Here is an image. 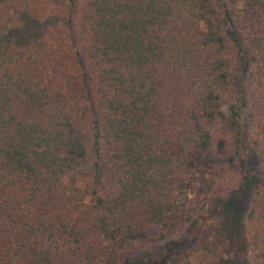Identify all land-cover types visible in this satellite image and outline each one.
<instances>
[{
    "label": "trees",
    "instance_id": "trees-1",
    "mask_svg": "<svg viewBox=\"0 0 264 264\" xmlns=\"http://www.w3.org/2000/svg\"><path fill=\"white\" fill-rule=\"evenodd\" d=\"M247 151L264 158V0H0V264H153L210 203L212 155L225 196L253 194L226 205L238 259L174 264H264Z\"/></svg>",
    "mask_w": 264,
    "mask_h": 264
},
{
    "label": "rangeland",
    "instance_id": "rangeland-1",
    "mask_svg": "<svg viewBox=\"0 0 264 264\" xmlns=\"http://www.w3.org/2000/svg\"><path fill=\"white\" fill-rule=\"evenodd\" d=\"M246 160L254 169V174L251 177V190H263L264 158L255 157L250 151H247ZM202 162L205 165L203 171L205 174L199 176L195 181L193 195L194 198L200 199L201 205L209 196L210 203L198 213L190 226L181 233L175 234L171 240L161 244L160 252L154 256L153 264H174L187 255L201 251H211L219 254L225 252L232 257V261L238 259L232 251H227L228 243L225 237L229 234L227 232L229 229L226 205L242 213L245 209L244 204L250 203L253 194H250L251 196L241 194L237 199L234 198L236 194L225 196L224 190L221 189L224 175L219 174L223 164L222 161L217 156L212 155L210 158L204 157ZM212 194L213 197L211 198ZM233 239L235 238L233 237ZM236 241L248 244L247 232L244 228L236 235ZM247 244H244L242 248L247 249V256L250 258V248Z\"/></svg>",
    "mask_w": 264,
    "mask_h": 264
}]
</instances>
